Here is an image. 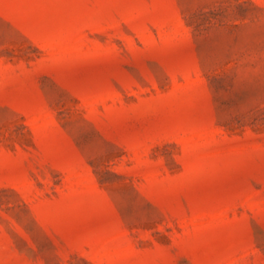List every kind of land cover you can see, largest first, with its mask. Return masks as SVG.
<instances>
[{
    "label": "rangeland",
    "instance_id": "1",
    "mask_svg": "<svg viewBox=\"0 0 264 264\" xmlns=\"http://www.w3.org/2000/svg\"><path fill=\"white\" fill-rule=\"evenodd\" d=\"M0 264H264V0H0Z\"/></svg>",
    "mask_w": 264,
    "mask_h": 264
}]
</instances>
